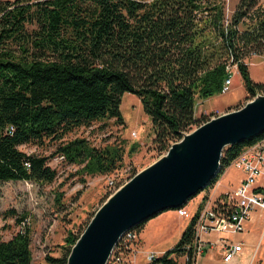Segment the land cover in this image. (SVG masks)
<instances>
[{
    "label": "trees",
    "instance_id": "16d2710c",
    "mask_svg": "<svg viewBox=\"0 0 264 264\" xmlns=\"http://www.w3.org/2000/svg\"><path fill=\"white\" fill-rule=\"evenodd\" d=\"M257 4L239 0L226 19L223 0H0V183H52L56 172L47 159L19 147L60 142L95 122L121 124L125 93L140 101L161 153L207 122L194 118L195 98L221 94L228 67H236L247 100L264 94V83L253 82L243 62L249 53L264 56V11ZM261 139L264 133L225 148L206 190ZM57 153L82 164L83 174L106 175L121 167L124 152L74 140ZM192 225L152 264H176L170 256L189 241ZM79 236L69 235L61 256L46 262L67 264ZM30 244L23 226L0 241V264H32Z\"/></svg>",
    "mask_w": 264,
    "mask_h": 264
},
{
    "label": "rangeland",
    "instance_id": "374dc122",
    "mask_svg": "<svg viewBox=\"0 0 264 264\" xmlns=\"http://www.w3.org/2000/svg\"><path fill=\"white\" fill-rule=\"evenodd\" d=\"M223 2L225 17L229 19L239 0ZM256 7L264 11V0H258ZM34 29L33 24L26 25L28 32ZM243 62L248 66L251 80L264 83V56L260 53H249ZM230 70L232 82L228 92L204 101L195 98V119L210 121L240 109L250 101L247 100L236 67L233 66ZM120 113L121 124L113 119L95 122L89 127L74 130L60 142L46 140L42 146L19 147L20 151L28 155L46 158L47 166L56 175L52 183H0V241L10 240L21 227L28 226L31 231L32 264H48L46 257L59 258L63 248L67 246L65 240L68 236L80 235L110 196L168 151L161 153L155 148V134L151 122L143 113L140 101L135 95L125 93L122 96ZM198 127L194 126L193 130ZM74 140H85L94 149L109 146L122 149L124 153L121 167L106 175L83 174L82 164L70 162L57 153L59 146ZM228 177L236 180L241 177V172L231 168ZM201 196L203 193L193 199L186 210L194 212ZM19 219H24L21 225L17 223ZM150 220L141 231V241L144 248L158 250L155 251L158 254L171 250L189 225V221L178 217L175 210L165 211ZM250 224L251 228L249 225L246 228V231L249 229L248 232L231 236L230 239L232 242L234 240L244 243L245 252L238 264H264V214H255ZM201 260L204 264H221L216 250L200 257L198 263Z\"/></svg>",
    "mask_w": 264,
    "mask_h": 264
},
{
    "label": "water",
    "instance_id": "95a60500",
    "mask_svg": "<svg viewBox=\"0 0 264 264\" xmlns=\"http://www.w3.org/2000/svg\"><path fill=\"white\" fill-rule=\"evenodd\" d=\"M264 133V95L184 134L97 210L72 247L67 264H106L120 238L168 210H177L220 172L222 152Z\"/></svg>",
    "mask_w": 264,
    "mask_h": 264
},
{
    "label": "built area",
    "instance_id": "2783aa9c",
    "mask_svg": "<svg viewBox=\"0 0 264 264\" xmlns=\"http://www.w3.org/2000/svg\"><path fill=\"white\" fill-rule=\"evenodd\" d=\"M230 68H227L229 76L224 81L222 93L230 89ZM230 167L242 174L234 190L215 198L209 197L210 189L206 193L202 191L203 196L194 212L187 211L186 207L201 192L175 210L178 217L193 223L189 241L170 256L176 264H198V259L212 250L218 252L222 264H229L244 253V243L230 239L246 233L247 224L255 214H264V139L247 146ZM163 255L144 248L141 232L133 228L120 238L106 264H152Z\"/></svg>",
    "mask_w": 264,
    "mask_h": 264
},
{
    "label": "crops",
    "instance_id": "0c3cea01",
    "mask_svg": "<svg viewBox=\"0 0 264 264\" xmlns=\"http://www.w3.org/2000/svg\"><path fill=\"white\" fill-rule=\"evenodd\" d=\"M231 168L232 167H229V168H227L225 171H224V173L219 177V179H218V181L216 182V184L212 187L213 189H211L210 188V192L208 193V195H209V197H211V198H215V197H217L218 195H220V194H223V193H225V192H229V191H232V190H234L237 186H238V184H239V182H240V180H241V178H242V174H241V177L240 178H238V179H236V180H231L229 177H228V173H229V171L231 170ZM254 217V216H253ZM253 217H252V219H251V221L247 224V227H248V225H249V228H251V222H252V220H253ZM151 221V220H150ZM149 221V222H150ZM149 222H147V223H149ZM146 223V224H147ZM146 224L144 225V227L146 226ZM249 230V229H248ZM248 230L246 231V232H248ZM141 234H142V232H141ZM149 250V249H148ZM151 251H158V250H151ZM245 252V251H244ZM206 255H208V253L206 254ZM205 255V256H206ZM244 255V253L241 255V256H239L236 260H234V261H232V262H230L229 264H238L239 263V260L241 259V257ZM247 261V257L245 258V262ZM221 263V262H220ZM198 264H204V262H202V260L201 261H199V263ZM222 264V263H221Z\"/></svg>",
    "mask_w": 264,
    "mask_h": 264
},
{
    "label": "bare ground",
    "instance_id": "6f19581e",
    "mask_svg": "<svg viewBox=\"0 0 264 264\" xmlns=\"http://www.w3.org/2000/svg\"><path fill=\"white\" fill-rule=\"evenodd\" d=\"M127 183H128V182H127ZM127 183H126V184H127ZM123 186H124V185H123ZM123 186H122V187H123ZM122 187L119 188V189H118V190H117L112 196H110V197L107 199V201H106V202H105V203L99 208V210H101L104 206H106V205L108 204V202H110V201L114 198L113 196H114L115 194H117V193L122 189ZM99 210H98V211H99ZM98 211H97V212H98Z\"/></svg>",
    "mask_w": 264,
    "mask_h": 264
}]
</instances>
